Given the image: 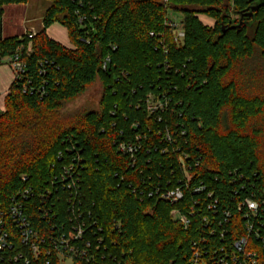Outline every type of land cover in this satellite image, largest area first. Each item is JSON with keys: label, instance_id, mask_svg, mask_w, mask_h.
Here are the masks:
<instances>
[{"label": "trees", "instance_id": "1", "mask_svg": "<svg viewBox=\"0 0 264 264\" xmlns=\"http://www.w3.org/2000/svg\"><path fill=\"white\" fill-rule=\"evenodd\" d=\"M28 1L0 0V9ZM49 1L33 39H0L2 57L22 47L26 62L0 111V207L31 188L25 208L34 227L48 237L68 233L76 216L60 172L75 164V207L90 247L73 264H189L195 243L207 240L214 254L247 234L237 205L252 197L261 211L251 239L264 264V0ZM171 14L182 17V40L168 26ZM53 24L66 28L71 48L48 36ZM97 80L100 111L66 115L65 105ZM149 95L168 100V109L150 115ZM137 136L133 164L118 146ZM200 186L205 192L194 193ZM176 187L180 203L162 199ZM191 208L197 213L186 229L172 211ZM13 237L0 264L26 252ZM49 260L61 264L45 255L30 264Z\"/></svg>", "mask_w": 264, "mask_h": 264}, {"label": "built area", "instance_id": "2", "mask_svg": "<svg viewBox=\"0 0 264 264\" xmlns=\"http://www.w3.org/2000/svg\"><path fill=\"white\" fill-rule=\"evenodd\" d=\"M168 2V0H165ZM84 21V17H80V23ZM168 26L176 33L177 38L182 40L185 37V31L182 21L168 20ZM28 30V29H27ZM24 36L29 39H33L37 32L34 28L27 31ZM110 59L105 60L103 69L107 70ZM0 65H8L14 73V81L23 78L26 71V62L23 60V48H19L13 56L2 57L0 55ZM126 75L123 74V77ZM146 108L150 115H156L158 113H164L169 107V101L163 100L155 95H149L146 99ZM1 111V110H0ZM138 127V125H134ZM168 143H171L172 137L170 134L166 135ZM141 138L136 137V141L130 140L122 142L118 146L119 153L129 157L132 163L135 164L137 160V154L141 150L139 142ZM180 151V148L176 150ZM184 156V154H183ZM180 157V163L182 165L183 172L187 178L188 171L185 168L187 163L185 159L189 156L185 155ZM75 165V164H74ZM73 164H65L61 167V181L62 188L69 192V212L76 218L69 221L68 233L60 234L59 236H45L34 225L27 215L25 203L34 197L33 190L26 188L25 191L18 192L12 197L8 208L3 209L0 207V253H6L14 250L15 243L13 235L17 234V239L20 244L24 246L25 253H18L15 255L14 264H30L31 258H38L45 255L47 258L56 256L59 261L62 262L67 259H71L72 262L76 259L87 258L88 249L90 243L84 242V235L86 233L85 225L83 223L82 213H79L75 207V203L78 195V182L74 178L75 166ZM26 182L27 178H23ZM189 184V179H187ZM194 193L205 192V188L200 186L193 190ZM43 197V196H42ZM162 199L170 202L171 204H178L184 199V191L182 187H176L172 190L165 191L161 194ZM210 199L213 198L211 193L208 194ZM209 210L215 211V203L207 205ZM239 212L244 211V217L246 219V232L247 234L239 239L232 241L230 247L224 246L220 250L215 251L212 254L208 249L207 240L203 239L202 244L195 243L193 247V254L191 255L189 264H258V251L254 247V242L251 239L254 225L251 222L252 218H256L261 211V204L259 201L252 197H247L237 205ZM188 214L182 213L180 210L175 209L172 211L173 218L178 221L184 228H189L191 225V218L196 216L194 208L187 211ZM227 218H231L229 213H225ZM208 218L204 219V222L209 224ZM224 235V234H222ZM14 238V239H13ZM13 260V259H12ZM52 261L49 260L48 264Z\"/></svg>", "mask_w": 264, "mask_h": 264}, {"label": "rangeland", "instance_id": "3", "mask_svg": "<svg viewBox=\"0 0 264 264\" xmlns=\"http://www.w3.org/2000/svg\"><path fill=\"white\" fill-rule=\"evenodd\" d=\"M50 6L51 3L49 0H29L25 5H8L3 7L0 9V21L2 20V26L4 28L3 36L15 37L21 33H26L23 26L27 28L29 27L28 30L34 28L35 32L40 31L42 29L40 25L32 27L30 26L31 24L25 25V21H34L33 19H40L41 17L44 19L46 11L50 8ZM169 19L174 21L177 20L179 22L182 21L181 16L173 14L170 15ZM32 24L35 23L33 22ZM103 89L102 83L97 80L87 88L84 94L67 103L63 110L64 113L69 116H75L77 114L83 115L88 112H99L101 108L100 103L103 96ZM62 264H73V262L71 259H67L64 260Z\"/></svg>", "mask_w": 264, "mask_h": 264}, {"label": "crops", "instance_id": "4", "mask_svg": "<svg viewBox=\"0 0 264 264\" xmlns=\"http://www.w3.org/2000/svg\"><path fill=\"white\" fill-rule=\"evenodd\" d=\"M200 20L207 26H214L215 21L207 16L200 15ZM27 20V19H26ZM34 21H25L26 24H31L30 26L36 27L37 25H40L41 28L43 27V17L40 19H33ZM28 22V23H27ZM34 22L35 24H32ZM39 23V24H38ZM27 30L28 28L23 26V29ZM48 36L55 40L56 42L64 45L67 48H71V43L69 40L68 32L65 27H63L60 24H53L51 25L47 30ZM4 34V28L2 26V38ZM25 33H21L18 35L19 37L24 36ZM14 82V73L12 69L8 65H0V110H5V99L6 96L9 93V90Z\"/></svg>", "mask_w": 264, "mask_h": 264}, {"label": "water", "instance_id": "5", "mask_svg": "<svg viewBox=\"0 0 264 264\" xmlns=\"http://www.w3.org/2000/svg\"><path fill=\"white\" fill-rule=\"evenodd\" d=\"M1 24V30H0V39L2 38V20L0 21Z\"/></svg>", "mask_w": 264, "mask_h": 264}]
</instances>
